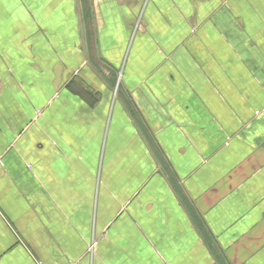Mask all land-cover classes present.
<instances>
[{
  "label": "crops",
  "instance_id": "0c3cea01",
  "mask_svg": "<svg viewBox=\"0 0 264 264\" xmlns=\"http://www.w3.org/2000/svg\"><path fill=\"white\" fill-rule=\"evenodd\" d=\"M0 264H264V0H0Z\"/></svg>",
  "mask_w": 264,
  "mask_h": 264
},
{
  "label": "built area",
  "instance_id": "2783aa9c",
  "mask_svg": "<svg viewBox=\"0 0 264 264\" xmlns=\"http://www.w3.org/2000/svg\"><path fill=\"white\" fill-rule=\"evenodd\" d=\"M93 245H91V247H92Z\"/></svg>",
  "mask_w": 264,
  "mask_h": 264
},
{
  "label": "rangeland",
  "instance_id": "374dc122",
  "mask_svg": "<svg viewBox=\"0 0 264 264\" xmlns=\"http://www.w3.org/2000/svg\"><path fill=\"white\" fill-rule=\"evenodd\" d=\"M97 246V245H96Z\"/></svg>",
  "mask_w": 264,
  "mask_h": 264
}]
</instances>
